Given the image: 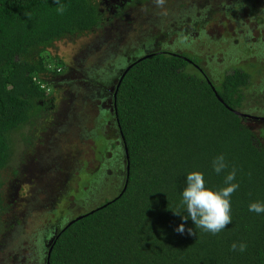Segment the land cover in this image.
I'll list each match as a JSON object with an SVG mask.
<instances>
[{"label": "trees", "instance_id": "trees-1", "mask_svg": "<svg viewBox=\"0 0 264 264\" xmlns=\"http://www.w3.org/2000/svg\"><path fill=\"white\" fill-rule=\"evenodd\" d=\"M106 1L112 2L62 0L66 11L60 15L56 0H0V217L8 209L3 177L19 154L16 138L23 164L24 153L36 145L32 126L58 100L46 79L69 71L49 50L148 0H115L105 11ZM198 64L187 54L162 51L117 74L113 118L125 152L123 187L114 199L53 232L45 264H264V214L248 210L253 202L264 203V145L249 126L264 119L242 112L251 76L236 70L220 90ZM220 155L228 167L217 175L213 160ZM233 169V183L240 185L231 196L233 221L216 235L185 221L186 175L202 172L206 185L219 190ZM182 223L181 234L176 229ZM233 243H245L246 251H232Z\"/></svg>", "mask_w": 264, "mask_h": 264}, {"label": "rangeland", "instance_id": "rangeland-1", "mask_svg": "<svg viewBox=\"0 0 264 264\" xmlns=\"http://www.w3.org/2000/svg\"><path fill=\"white\" fill-rule=\"evenodd\" d=\"M131 9L49 50L69 73L46 79L58 100L32 126L36 145L24 147L23 164L16 138L19 154L3 177L0 264H45L53 232L120 193L125 152L112 95L117 74L137 59L187 54L220 90L224 77L245 71L251 80L242 112L264 119V0H148ZM258 123L249 126L264 145Z\"/></svg>", "mask_w": 264, "mask_h": 264}, {"label": "clouds", "instance_id": "clouds-1", "mask_svg": "<svg viewBox=\"0 0 264 264\" xmlns=\"http://www.w3.org/2000/svg\"><path fill=\"white\" fill-rule=\"evenodd\" d=\"M56 3L57 13L63 15L66 11V5L62 0H56ZM227 167L223 155L213 160V171L217 175L221 174ZM235 180L236 169H233L224 178V183L227 186L216 190L206 185L205 176L202 172H189L186 175V186L181 193V204L186 213V216L183 214V219L186 221L190 218L197 229H203L213 235L223 231L233 221L231 196L240 186L239 183H233ZM248 210L257 215L264 214V203L253 202L249 205ZM174 213L177 215L182 214L179 211H174ZM176 231L182 234L185 231V225L180 224ZM189 233L194 234L191 229H189ZM231 249L243 253L246 251L247 245L245 243L239 245L233 243Z\"/></svg>", "mask_w": 264, "mask_h": 264}, {"label": "water", "instance_id": "water-1", "mask_svg": "<svg viewBox=\"0 0 264 264\" xmlns=\"http://www.w3.org/2000/svg\"><path fill=\"white\" fill-rule=\"evenodd\" d=\"M130 70V68L124 73V75L122 76V78H121V81H120V84H121V82L123 81V79L125 78V76H126V74L128 73V71ZM120 84H119V86H120ZM118 86V87H119ZM116 97V96H115ZM126 156H127V159H129V157H128V152H127V150H126ZM129 171H130V168H129V166L127 167V173L129 174ZM51 252H52V250H51ZM51 252H50V254H49V256L51 255Z\"/></svg>", "mask_w": 264, "mask_h": 264}, {"label": "flooded vegetation", "instance_id": "flooded-vegetation-1", "mask_svg": "<svg viewBox=\"0 0 264 264\" xmlns=\"http://www.w3.org/2000/svg\"><path fill=\"white\" fill-rule=\"evenodd\" d=\"M114 0H112V2H113ZM106 3H107V1H106ZM107 6H108V3H107ZM113 14V13H112ZM115 14V13H114ZM87 53H88V51H87ZM68 73H69V71H68ZM27 169H29V168H27Z\"/></svg>", "mask_w": 264, "mask_h": 264}]
</instances>
